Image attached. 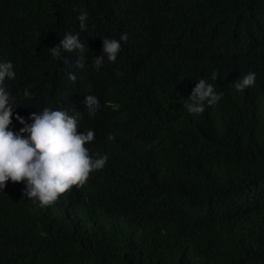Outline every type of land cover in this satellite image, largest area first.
<instances>
[{
  "label": "trees",
  "instance_id": "obj_1",
  "mask_svg": "<svg viewBox=\"0 0 264 264\" xmlns=\"http://www.w3.org/2000/svg\"><path fill=\"white\" fill-rule=\"evenodd\" d=\"M67 33L83 60L78 49L52 56ZM124 33L117 61L97 69L103 39ZM9 61V130L45 108L80 113L91 154L108 160L51 206L8 181L0 264H264V0H0ZM250 71L255 86L236 90ZM201 78L223 96L189 113Z\"/></svg>",
  "mask_w": 264,
  "mask_h": 264
},
{
  "label": "clouds",
  "instance_id": "obj_2",
  "mask_svg": "<svg viewBox=\"0 0 264 264\" xmlns=\"http://www.w3.org/2000/svg\"><path fill=\"white\" fill-rule=\"evenodd\" d=\"M116 4L119 0H115ZM81 30H85L88 21L86 9L80 10L77 17ZM180 22H175L177 26ZM126 33L120 40L105 37L103 39V55L96 57L94 66L99 69L104 56L112 63L117 61L122 50L121 40L127 42ZM61 49L71 53L79 50L81 60L85 52V45L80 42L78 35L67 33L60 43L50 48L52 56L61 59ZM83 62L78 67L83 68ZM123 75V73H119ZM16 72L9 61L0 63V190H4L8 181L19 183L26 181V195L36 199L40 205L51 206L59 198L69 193L75 186L82 188L95 171L102 170L106 164L107 155L97 153L94 158L88 144L94 142L95 132L88 130L83 134L78 132V118L69 115L67 111L45 108L42 112L33 113L32 123H27L19 115L16 119L24 125L19 132L9 130L12 124L13 103L10 102V93L5 89L4 81L14 80ZM217 72L212 73V80L217 79ZM69 79L76 80L74 74ZM256 73L248 72L235 83V88L243 92L256 83ZM25 97L31 96L26 90ZM223 93H217L214 85L201 78L198 80L191 97V104L185 105L189 113L202 114L205 105L213 106L222 98ZM89 115H94L99 108L98 98L87 95L85 100ZM27 133V136L24 134ZM114 139V136H109Z\"/></svg>",
  "mask_w": 264,
  "mask_h": 264
}]
</instances>
